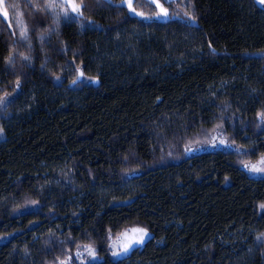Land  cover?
<instances>
[{"label":"trees","instance_id":"trees-1","mask_svg":"<svg viewBox=\"0 0 264 264\" xmlns=\"http://www.w3.org/2000/svg\"><path fill=\"white\" fill-rule=\"evenodd\" d=\"M3 2L17 32L13 4L33 27L29 0ZM192 2L197 21L187 25L179 16L188 0L166 3L179 15L155 21L119 0H83L96 30L73 24L47 46L48 68L63 86L38 59L17 73L22 90L4 70L10 33L0 12V95L15 99L0 113V264H52L65 248L75 252L59 243L69 236L98 245L93 264H264V242L256 240L264 233V178L248 176L241 163L264 152V125L256 123L264 107V6ZM61 40L81 53L77 65H87L76 84L72 53L57 51ZM221 102L231 104L225 116L244 120L235 128L226 120L225 136L249 154L185 153L186 143L197 147L189 142L214 134ZM133 225L148 227V240L113 258L107 230L113 238Z\"/></svg>","mask_w":264,"mask_h":264},{"label":"snow or ice","instance_id":"snow-or-ice-1","mask_svg":"<svg viewBox=\"0 0 264 264\" xmlns=\"http://www.w3.org/2000/svg\"><path fill=\"white\" fill-rule=\"evenodd\" d=\"M108 2L112 4L114 0H108ZM151 2L154 3L158 9L157 12L151 15L146 14L144 11H138L134 6L133 0H119V5L117 6L126 7L130 13L143 18V20L155 21L168 19L170 15H179L176 13L170 14L169 8L165 7L164 3H161L160 0H151ZM28 7L36 14L31 29L23 18L24 14L18 10V5H12L13 10L16 11L15 23L19 24V31L17 32V30L12 27L14 22L9 16L8 8L4 6L3 0H0V12L3 13L5 18H8L5 21V27L9 29L10 33L8 39L5 41L8 54L4 57V70L16 76L13 88L22 90V78L21 75L17 73L23 72L24 69H34L36 61L40 59L42 60L40 63V71L50 74L55 80L60 81L61 86H63L64 81L61 76L51 72L48 68L50 57L48 55L47 46L52 44L53 38L61 36L62 28L77 24L79 25V30L82 32L87 30L95 31L96 22L89 20V18L84 15L88 6L83 3V0H39V2L29 0ZM188 9H191V11ZM195 11V4L192 0H188V3L185 4V12L183 15H180L179 18L187 25H194L197 21ZM37 47H39L40 55L36 54ZM21 48H23L24 51H20L19 49ZM57 51L65 55L68 52L72 53V59L68 60V64L71 66V72L76 74V78L69 82L72 84L78 83L81 78L85 77L84 68L87 67L83 60L80 61L79 65L76 64V57L81 55V53L70 48L63 40L60 41V46ZM262 58H264V54H262ZM60 67L61 71H63V67ZM89 79L98 81L99 76L89 77ZM212 97H216L215 92L212 93ZM14 103L15 99L10 98L6 91L3 92V94L0 95V113L7 114ZM217 107L220 108L221 111L218 114H214L212 118L214 123L212 131L214 134H212L210 138L206 136L203 140L197 139L189 142L195 143L197 147H190L189 144L186 143L184 145L185 153L202 151L206 146L218 147L223 145L233 149L238 156L248 155L249 152L243 145H238L235 139L229 140L225 136L227 131L225 121L231 122L228 126L235 128L237 121H239L240 124H244L243 118L237 117L235 113L225 116V112L231 108L230 103L221 102L217 104ZM256 123L258 127L264 125V107L256 110ZM4 131L3 126H0V134H3ZM167 155L172 156V152L169 151ZM256 155L257 159L255 162L252 160H242L241 163L250 173L264 176V152H259ZM126 159L127 157H125V160ZM136 170L137 169H126L125 171L131 174ZM57 183H59V181H57ZM29 204L38 205L39 201L31 200ZM259 207L264 209V202H261ZM49 231L51 232L52 230L50 229ZM107 231L109 233L107 239L110 240L107 250L111 252L113 257L127 255L135 245H143L150 235L148 227L133 228L131 233L125 231L115 239L110 235L111 229L109 228ZM0 239H2V237H0ZM256 240L258 242H264V233H258L256 235ZM59 243L72 244L75 248V252L73 253L72 248H65L63 250V258L57 256L52 264H93L94 261L99 259L98 245L94 241L82 243L77 242L76 238L69 236L66 240H60ZM25 250L27 251V248Z\"/></svg>","mask_w":264,"mask_h":264},{"label":"rangeland","instance_id":"rangeland-1","mask_svg":"<svg viewBox=\"0 0 264 264\" xmlns=\"http://www.w3.org/2000/svg\"><path fill=\"white\" fill-rule=\"evenodd\" d=\"M172 0H160V2L161 3H164V5H166V3H168V2H171ZM261 6H264V0H256ZM133 2H134V6L137 8V4L139 5V9L137 8V10L138 11H142L141 10V4H147L148 5V8H152V12L153 13H155V12H157L158 11V9H157V7L155 6V4L154 3H152L151 2V0H133ZM146 7V6H145ZM166 7V6H165ZM147 8V9H148ZM143 9V8H142ZM135 15V14H134ZM208 146H206V148H207ZM209 148H221V149H226V150H229L230 148H228V147H226V146H223V145H221V146H218V147H209ZM188 154H190V153H188ZM187 154V155H188ZM242 169L244 170V172L248 175V176H250V177H252V178H264V176H261V175H259V174H253V173H250L247 169H245L244 167H243V165H242ZM136 227H143V226H141V225H133V226H130V227H127V228H125L121 233H123V232H125V231H127V232H129V233H131V230L133 229V228H136ZM120 233V234H121ZM119 234V235H120ZM118 235V236H119ZM150 236V235H149ZM117 237V236H116ZM116 237H113V239H115ZM149 238V237H148ZM148 238L146 239V241L148 240ZM109 244H110V242H109ZM141 246H143V245H135L134 247H133V249L127 254V255H121V256H118V257H113V258H123V257H126V256H128L134 249H136V248H138V247H141ZM112 255V254H111ZM101 259V258H100Z\"/></svg>","mask_w":264,"mask_h":264},{"label":"water","instance_id":"water-1","mask_svg":"<svg viewBox=\"0 0 264 264\" xmlns=\"http://www.w3.org/2000/svg\"><path fill=\"white\" fill-rule=\"evenodd\" d=\"M80 80H81V79H80ZM80 80H79V81H80Z\"/></svg>","mask_w":264,"mask_h":264}]
</instances>
